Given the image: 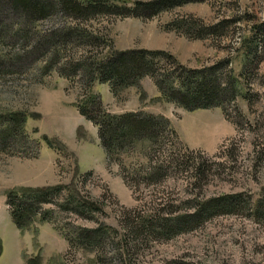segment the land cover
Masks as SVG:
<instances>
[{"label":"rangeland","instance_id":"374dc122","mask_svg":"<svg viewBox=\"0 0 264 264\" xmlns=\"http://www.w3.org/2000/svg\"><path fill=\"white\" fill-rule=\"evenodd\" d=\"M149 1L111 0L131 7ZM14 17L0 11L6 24ZM76 25L101 40L86 48L60 46V64L44 70L59 60L45 54L49 48L41 45L43 37ZM213 26L218 34L196 38V31ZM31 29L30 38L0 45V114L23 113L28 138L0 152V264H264V219L250 216L264 197V0H196L149 19L103 14L74 22L57 15ZM133 49L165 51L189 70L213 68L204 75L218 83L233 81L235 99L187 111L164 100L148 77L139 88L129 87L115 97L108 84L89 86L83 69L72 71L81 58L99 61L112 51ZM162 64L176 68L172 62ZM89 94L97 95L113 115L140 111L162 116L176 138L164 133L157 146L137 144L117 157L120 163L109 161L97 128L77 110ZM189 125L204 134L210 128L207 142L190 134ZM177 152L183 154L182 162L157 183L142 184L143 176L133 172L151 158L161 162ZM194 166H202L205 174L194 175ZM123 167L130 181L137 178L138 187L125 182ZM58 185L99 210L81 218L44 205L42 210L52 213L50 222L36 218L18 229L7 195ZM234 194L242 195L245 208L207 219L192 231L170 239L134 232L140 219L182 215L198 202ZM61 195L57 203L67 198L66 190ZM80 229L103 230L102 243L88 246L76 240ZM35 257L37 263H29Z\"/></svg>","mask_w":264,"mask_h":264},{"label":"trees","instance_id":"16d2710c","mask_svg":"<svg viewBox=\"0 0 264 264\" xmlns=\"http://www.w3.org/2000/svg\"><path fill=\"white\" fill-rule=\"evenodd\" d=\"M191 1L196 0H153L145 3L137 2L131 7L125 4H120V6L113 4L111 0H0V11L5 9L15 16L14 21L8 24L4 19L0 20V45H3L5 40L13 42L21 38H30L32 36L31 28L35 23L57 15L74 22H88L103 14L149 19L164 10ZM189 28H194V26ZM196 32L200 34L196 38H202L207 34H218V30L214 26L202 28ZM28 35L30 37H27ZM43 39L41 45L49 48L45 54H52L54 60H59L50 63L44 70H50L56 64H60L58 51L60 46L66 47L69 44L77 43L86 48L101 40L94 32L78 25L55 30ZM2 58L6 59L4 56ZM162 61L172 62L176 68H169L167 65H163ZM75 66L72 68L73 73L83 69L87 75L89 86L96 81L100 84H108L111 94L115 97L129 87L139 88V81L148 77L164 100L187 111L219 107L230 103L236 96L233 81L227 84L218 83L216 78H208L204 75L206 72L212 74L213 68L207 71L186 69L171 54L161 50L112 51L108 57L99 61L94 59L89 62L81 58ZM3 67L4 63L0 62V69L2 70ZM77 110L82 117L97 128L98 139L107 159L115 163H120L117 157L121 153L126 154L137 144L157 146L156 142L164 133L176 138L169 122L162 116L140 111L113 115L106 111L97 95L85 96L82 103L77 105ZM225 116L227 117L226 114ZM25 119V115L20 112L0 114V152H6L10 145L13 146L20 141L23 143V140H28L24 131ZM43 139L49 147L52 146L46 138ZM35 156H37V151L33 154V157ZM183 157V154L177 152L161 162L155 159L156 162L153 163L151 158L146 167L133 172L143 176L141 177L142 184L150 186L162 180L167 169L178 166ZM202 168V166H194V175L203 176L205 169ZM122 170L123 178L128 185H132V182L134 186L140 185L136 177L130 181L129 177L131 176H129L130 173L126 167H123ZM65 190L67 198L62 203H57L56 199L62 196L61 194ZM241 197V194H234L210 198L196 203L190 212H185L182 215L149 216L140 219V226L138 229H134V232L170 239L177 234L194 230L212 217L237 213L238 210L245 208ZM6 203L10 209L12 222L18 229L27 228L36 218L40 222H50L52 213L51 211L44 212L42 210L44 205H54L62 212H70L81 218H90L92 212L99 210L93 204L77 200L74 192L60 185L11 192L7 195ZM250 216L255 220L264 219V197H261L253 205ZM128 222V228L131 229L133 222ZM102 233L101 229H80L76 240L88 246L91 243L101 244L102 242L99 240L103 238ZM67 240L70 243L69 237ZM37 259L35 257L29 263H37Z\"/></svg>","mask_w":264,"mask_h":264},{"label":"bare ground","instance_id":"6f19581e","mask_svg":"<svg viewBox=\"0 0 264 264\" xmlns=\"http://www.w3.org/2000/svg\"><path fill=\"white\" fill-rule=\"evenodd\" d=\"M210 123V122H209ZM211 126V125H210ZM200 127H191L190 125L188 126V128H187V130H188V132H190V134H197V136H202V137H205V139H206V142H207V140H208V136L210 135V128H207V129H209L208 131H206L205 133L206 134H204V132H201V129H199ZM203 135H202V134ZM213 133V132H212ZM196 136V135H195ZM200 136V138H202ZM194 138V137H193ZM201 140V139H200Z\"/></svg>","mask_w":264,"mask_h":264}]
</instances>
